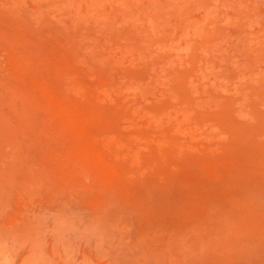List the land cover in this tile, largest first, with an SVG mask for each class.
<instances>
[{"label": "rangeland", "instance_id": "374dc122", "mask_svg": "<svg viewBox=\"0 0 264 264\" xmlns=\"http://www.w3.org/2000/svg\"><path fill=\"white\" fill-rule=\"evenodd\" d=\"M0 264H264V0H0Z\"/></svg>", "mask_w": 264, "mask_h": 264}]
</instances>
